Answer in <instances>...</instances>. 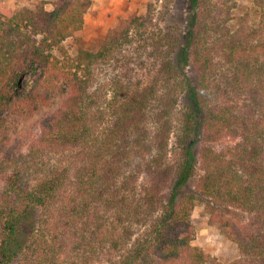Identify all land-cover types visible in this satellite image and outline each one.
Segmentation results:
<instances>
[{
  "label": "trees",
  "instance_id": "trees-1",
  "mask_svg": "<svg viewBox=\"0 0 264 264\" xmlns=\"http://www.w3.org/2000/svg\"><path fill=\"white\" fill-rule=\"evenodd\" d=\"M213 1L163 28L121 19L96 52L93 0L0 2V264H264V0L234 26ZM36 116L21 154L8 125ZM196 203L230 262L191 245Z\"/></svg>",
  "mask_w": 264,
  "mask_h": 264
},
{
  "label": "rangeland",
  "instance_id": "rangeland-1",
  "mask_svg": "<svg viewBox=\"0 0 264 264\" xmlns=\"http://www.w3.org/2000/svg\"><path fill=\"white\" fill-rule=\"evenodd\" d=\"M217 1L223 4L225 3L227 8L235 3L234 7L230 9L235 18V20L233 19L230 22L232 26L236 24L237 17L246 12L250 13L252 7V0H233L234 3L232 0L226 2L214 0L213 2ZM0 2L12 11H17L22 8L36 10L39 7H44L45 10L51 11V0H0ZM147 11L150 12L153 18V24L159 28H163L165 23L173 24L178 22L180 24V19L182 17L186 18V9L183 0H93L92 7L84 16L82 33L83 47L89 52H96L107 32L114 28L119 20L127 19L131 16H144ZM249 15L250 17L253 16L252 13ZM154 29L155 26L153 25L148 30L151 31ZM63 45L70 56L76 54V44L72 38L67 39ZM110 68H103L95 76L94 87L92 88L95 92L100 93L108 85V76L113 74L111 72L112 68ZM103 72L105 73L104 75L101 74ZM97 88H101V90H95ZM39 122L40 116H36L25 123L19 122L13 126L8 125L11 141L19 148L21 154L26 152L27 137L36 134ZM6 147L9 148L8 146ZM3 155L0 154V158ZM171 157H173V154H171ZM28 176H30V173ZM194 183L195 178L190 179L186 185V190L191 191L194 188ZM191 223L195 231L191 242L192 246L201 249L205 255H209L221 263H228L237 257V248L227 238L225 231L218 224L210 222L209 215L202 203L195 204L191 214Z\"/></svg>",
  "mask_w": 264,
  "mask_h": 264
}]
</instances>
